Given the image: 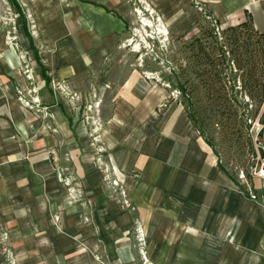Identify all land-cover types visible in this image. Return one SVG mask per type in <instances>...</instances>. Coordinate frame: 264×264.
Here are the masks:
<instances>
[{
  "label": "rangeland",
  "instance_id": "rangeland-1",
  "mask_svg": "<svg viewBox=\"0 0 264 264\" xmlns=\"http://www.w3.org/2000/svg\"><path fill=\"white\" fill-rule=\"evenodd\" d=\"M17 1L0 0V264H218L240 234L262 253L264 37L252 24L200 0H98L128 21L117 39V19L83 23L97 11L84 0ZM27 31L44 62L78 77L44 84ZM87 163L97 184L78 172ZM196 191L227 199L221 218L207 224ZM166 196L183 206L165 210Z\"/></svg>",
  "mask_w": 264,
  "mask_h": 264
},
{
  "label": "crops",
  "instance_id": "crops-1",
  "mask_svg": "<svg viewBox=\"0 0 264 264\" xmlns=\"http://www.w3.org/2000/svg\"><path fill=\"white\" fill-rule=\"evenodd\" d=\"M84 1H86L88 3V5L95 7V9L97 11H93L92 9H86V13H85L86 19L83 21V23L87 24L89 19H92L91 15L93 16L94 12H99L100 14H102L101 15L102 20H100V18H98V17L93 18V20L96 19L99 23L103 22L106 25L107 24L111 25V23H113V22L111 21V19H109V17H112L113 19H117L118 21H116V23H115V24H117V27H115L117 34L115 33V35H116L117 39L120 38V33L124 29V26L126 27L128 25V21L126 19H124V17H122V15L120 14V11L116 10V9H110L111 7L108 5V3L103 2V1H98V0H84ZM200 2L203 3L205 5V7H207V9H209L211 14H213V16L215 18H217L218 20H220L221 22L227 23L230 25H234V26L241 25L244 22H247L248 24L251 23L257 34H259V35L264 34V0H200ZM106 15L108 18L106 17ZM121 24H123V25H121ZM107 27L111 28V26H108V25H107ZM107 27L105 26V28H107ZM42 41H43V44L46 46H48V44L51 43V39L48 35L43 37ZM27 43L30 45V40H29L28 36H27ZM34 45L36 46L35 42H34ZM36 49L38 51V55L40 56L44 66L47 68L48 75L51 77V79H52V74L55 73L56 70L60 71L59 73L61 74V76H69L72 79H75L78 77L77 76L78 74L76 73V72H78V70L72 71L71 69L62 68L60 66V64H55V62H57L58 59L54 60L53 65L50 64L49 61L47 63L44 62V59L42 58L43 55L39 54V50H38L37 46H36ZM72 50L73 51H72L71 55H73V57L77 56V58H75V60L78 59V62L85 65L83 53L80 52V50H78V47L76 48V50L75 49H72ZM43 54L45 55L46 60H48V58H51V55L50 54L48 55V53H46V51ZM38 72L40 73V75H41L40 77H42V81L45 84L46 81L43 78L42 69L39 66V64H38ZM41 84H42V82H41ZM46 85H49V84L46 83ZM49 101L53 102V103L56 102L57 105L54 104V105H52V107L55 108V110H57V108H59V110L61 111L60 113L63 114V116L65 117V120H67V122L70 123L68 118L64 114V112L66 110L65 103H63V101H61L57 95L54 96L52 94H51V99H49ZM59 102L63 103L64 106L63 105L62 106L64 108L62 106L58 105ZM62 122L63 123L61 126H62V129L64 128L63 129L64 131L65 130L67 131V129H70V125H68L65 121H62ZM126 135L123 136V138L121 139L122 142H127V136ZM165 136L166 135H163V137H165ZM115 137H116V135H115ZM88 144H90V143L86 140L81 141V144L80 143L78 144L77 149L75 150L74 154L77 155L78 152L80 153L85 146H88ZM142 156H143V158L139 157V159H140L139 164H141V161H144V159L147 158V155L145 153ZM130 164L131 163L129 162L128 165L130 166ZM137 166H141V165H137ZM132 167H133V165H132ZM78 168H79V170H78L79 174H81L82 176L87 175L88 182H90L92 184H97L100 181L101 175H100L99 171L95 170V168L92 166V164L87 163L84 167L78 166ZM57 179H58V177H56V181H57V183H59V180H57ZM170 181H172L171 183L175 182V180H170ZM230 181H232V180L230 179ZM182 184L185 185V183H182ZM197 193L198 192L196 191L195 195ZM164 198L167 200V202H165L164 204L162 203L163 204L162 206H164V209L167 211L170 208H176L177 209L180 206H183V205H181V203L178 204V202L176 203L175 200L173 201V199L169 196H166ZM186 199H189V198H186ZM193 200H194L192 203L193 206L202 204L203 200L209 201L210 213H209V219L207 220V224H209V223L211 224V222L214 220V217L216 215H219V216H217L218 219L221 218V215H220L221 212L218 211V206L227 204V199H226V201L219 203V201L217 199H215L213 197H209L205 194L204 195H196L195 197L193 196ZM229 203H230V201H229ZM152 205H153V207L155 206L154 204H152ZM184 206H186V205H184ZM225 212L227 213L226 210H225ZM197 216H196V218H197ZM125 217H126V219L123 222V227H124V229H127L131 224V219L127 213H126ZM180 218L181 217L177 216V218H175V219L177 221H180L181 220ZM246 241H247L246 236L244 234H240L239 236H237V239H235V242L228 244L229 246L227 247V251L231 250L232 253L235 255L231 256V258L227 257L226 259L220 260V261H218L216 259L217 263L218 264H264V251L261 253L260 249L257 248V246H255L254 242L250 243V242H248V241L246 242ZM215 243L219 244V242H215ZM197 248H198V250L201 251L202 246H198ZM165 261H166V258H165ZM182 262H183L182 259L175 258V257L174 258H172V257L168 258L166 261L167 264H177V263H182ZM211 262L214 263V261H211ZM123 264H133V261L129 257H124Z\"/></svg>",
  "mask_w": 264,
  "mask_h": 264
},
{
  "label": "trees",
  "instance_id": "trees-1",
  "mask_svg": "<svg viewBox=\"0 0 264 264\" xmlns=\"http://www.w3.org/2000/svg\"><path fill=\"white\" fill-rule=\"evenodd\" d=\"M14 7H16L17 9H19V3L17 0H8ZM20 10V9H19ZM24 18V21H25V17L23 16ZM243 26H246L248 25L247 22H244L242 23ZM29 40H30V45H31V48L33 49L34 53H35V56H36V60H37V63L39 64V66L41 67L42 69V75H43V78L45 79L46 83L47 84H50L51 82V77L48 75V72H47V68L44 66L40 56L38 55V51L36 49V46L34 45V41H33V38H32V35L29 31L26 32ZM261 36L264 37V34H262ZM189 116L190 118L192 119V121L194 122L195 126L197 127L198 129V125H197V122L194 120V116L192 115L191 112H189ZM200 130V129H199ZM209 143V142H208Z\"/></svg>",
  "mask_w": 264,
  "mask_h": 264
}]
</instances>
